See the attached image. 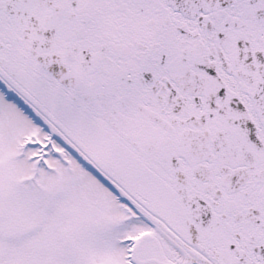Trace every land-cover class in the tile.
<instances>
[{
	"label": "snow or ice",
	"instance_id": "1",
	"mask_svg": "<svg viewBox=\"0 0 264 264\" xmlns=\"http://www.w3.org/2000/svg\"><path fill=\"white\" fill-rule=\"evenodd\" d=\"M0 264H264V0H0Z\"/></svg>",
	"mask_w": 264,
	"mask_h": 264
}]
</instances>
